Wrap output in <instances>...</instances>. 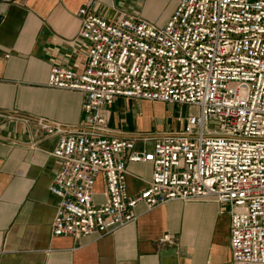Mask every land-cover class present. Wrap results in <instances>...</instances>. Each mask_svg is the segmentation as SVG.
<instances>
[{"label":"built area","instance_id":"obj_1","mask_svg":"<svg viewBox=\"0 0 264 264\" xmlns=\"http://www.w3.org/2000/svg\"><path fill=\"white\" fill-rule=\"evenodd\" d=\"M78 17L84 66H51L46 86L83 95L82 127L37 120L47 138L58 136L49 154L57 162L52 236L107 234L134 222L141 203L212 201L228 207L231 264H264V0H177L162 26L128 14L106 19L90 6ZM115 98L193 105L198 114L146 136L156 138L153 149L139 153L133 141L103 135V108ZM126 152L153 168L134 196ZM99 177L105 201L97 205Z\"/></svg>","mask_w":264,"mask_h":264},{"label":"crops","instance_id":"obj_2","mask_svg":"<svg viewBox=\"0 0 264 264\" xmlns=\"http://www.w3.org/2000/svg\"><path fill=\"white\" fill-rule=\"evenodd\" d=\"M162 1L135 6L128 0H0V264H231L228 207L212 201H171L151 210L141 203L133 210L134 222L107 234L79 239L51 234L57 199L48 188L57 162L49 154L58 136L47 138L37 120L81 128L83 95L48 88L50 68H83L82 7L106 19L128 14L162 26L177 0L159 14ZM157 107L115 98L103 108V135L133 141L134 152L152 151L156 138L146 136L172 132L163 129ZM128 154L121 158L127 193L134 196L147 186L153 168L128 161ZM103 188L99 177L94 204L104 203Z\"/></svg>","mask_w":264,"mask_h":264},{"label":"rangeland","instance_id":"obj_3","mask_svg":"<svg viewBox=\"0 0 264 264\" xmlns=\"http://www.w3.org/2000/svg\"><path fill=\"white\" fill-rule=\"evenodd\" d=\"M132 5L139 6L142 0H128ZM128 2V3H129ZM171 0H163L159 5V14H163L164 12H168L171 6ZM127 6V4H126ZM155 103V102H148ZM158 105L157 113L159 116H162L164 121L163 129H169L171 131L179 130L180 124L177 122V118H185L188 115H197L198 108L193 105H164L162 107L160 103H156ZM210 129H218V122L214 120H210L208 123ZM157 129V127H155Z\"/></svg>","mask_w":264,"mask_h":264},{"label":"water","instance_id":"obj_4","mask_svg":"<svg viewBox=\"0 0 264 264\" xmlns=\"http://www.w3.org/2000/svg\"><path fill=\"white\" fill-rule=\"evenodd\" d=\"M1 20H2V17L0 16V22H1Z\"/></svg>","mask_w":264,"mask_h":264}]
</instances>
